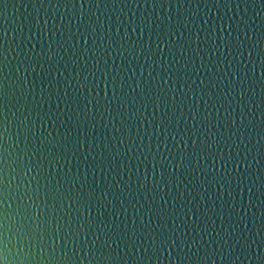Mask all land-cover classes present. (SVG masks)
Returning a JSON list of instances; mask_svg holds the SVG:
<instances>
[{
    "label": "water",
    "instance_id": "1",
    "mask_svg": "<svg viewBox=\"0 0 264 264\" xmlns=\"http://www.w3.org/2000/svg\"><path fill=\"white\" fill-rule=\"evenodd\" d=\"M0 264H264V0H0Z\"/></svg>",
    "mask_w": 264,
    "mask_h": 264
}]
</instances>
